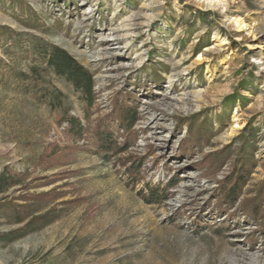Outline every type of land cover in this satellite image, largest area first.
<instances>
[{
  "label": "rangeland",
  "instance_id": "1",
  "mask_svg": "<svg viewBox=\"0 0 264 264\" xmlns=\"http://www.w3.org/2000/svg\"><path fill=\"white\" fill-rule=\"evenodd\" d=\"M208 1L0 0V264H264V202L242 211L264 198V0ZM52 47L93 73V104L47 65ZM116 98L136 107L125 151L71 131ZM244 158L240 197L218 209Z\"/></svg>",
  "mask_w": 264,
  "mask_h": 264
},
{
  "label": "trees",
  "instance_id": "2",
  "mask_svg": "<svg viewBox=\"0 0 264 264\" xmlns=\"http://www.w3.org/2000/svg\"><path fill=\"white\" fill-rule=\"evenodd\" d=\"M44 59L54 73L60 77H66L77 91L82 92V94L90 100L89 104H93L92 97L95 91L93 73L89 72L67 51L57 47H52L50 50L47 49L45 51ZM114 101V111L109 113L105 118L100 119L95 126L83 127L77 119L73 118L71 121V131L77 136H82L86 132H92L93 139H95L99 151L101 150L108 153L109 151H115L116 153H122L130 145V138L127 139L125 147L119 148L115 141L116 131H119L120 133L125 132L126 135L129 134L133 136L132 127L136 120V107L130 105L127 101H120L119 98H116ZM199 141L200 140H196L195 143H198ZM241 164L242 166L240 169H234L233 174L227 177L226 181L221 183L222 187L220 189V194L218 195V209H226L227 204L233 206L236 199L240 197L243 180L246 173H248L244 166L250 164V161L245 159L241 161ZM129 173L133 174L132 170H130ZM172 186H174V184L169 183L167 186L168 188L163 190V188L156 184H148L146 186V193L143 194V198L150 204L161 203V189L168 192ZM263 202L264 198H262L261 193H258L256 197L247 199L242 204V211H244L246 215L257 220L263 210ZM31 217L32 214L22 215L18 217L17 221L19 224H23ZM53 219V217L49 218V215L37 216V218H33L26 223L22 229L10 234V236L7 237V240L14 241L23 238V236L28 233L37 232V230L51 224L54 221ZM248 243L253 245L252 240H249Z\"/></svg>",
  "mask_w": 264,
  "mask_h": 264
},
{
  "label": "bare ground",
  "instance_id": "3",
  "mask_svg": "<svg viewBox=\"0 0 264 264\" xmlns=\"http://www.w3.org/2000/svg\"><path fill=\"white\" fill-rule=\"evenodd\" d=\"M208 5H209V7H212V8H217V7H220V5H222V2H221V0H217V1H208ZM137 20L135 19L134 20V22H136ZM234 23V25H237L239 28H241V29H243V28H245V26H244V24H243V22H242V20H237V21H234L233 22ZM137 24L136 23H134V24H130L129 26H127V27H135ZM133 29H135V28H133ZM117 37H120L119 35H117V34H115Z\"/></svg>",
  "mask_w": 264,
  "mask_h": 264
}]
</instances>
